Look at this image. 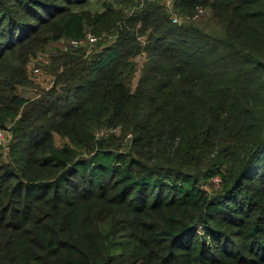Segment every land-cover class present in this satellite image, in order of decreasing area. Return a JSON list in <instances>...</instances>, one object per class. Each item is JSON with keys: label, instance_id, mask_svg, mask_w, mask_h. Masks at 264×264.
<instances>
[{"label": "trees", "instance_id": "obj_1", "mask_svg": "<svg viewBox=\"0 0 264 264\" xmlns=\"http://www.w3.org/2000/svg\"><path fill=\"white\" fill-rule=\"evenodd\" d=\"M89 2L0 0V264H264V0ZM197 5L222 32L172 21Z\"/></svg>", "mask_w": 264, "mask_h": 264}, {"label": "rangeland", "instance_id": "obj_2", "mask_svg": "<svg viewBox=\"0 0 264 264\" xmlns=\"http://www.w3.org/2000/svg\"><path fill=\"white\" fill-rule=\"evenodd\" d=\"M135 3H137V0H90V2L87 5H85L84 8L90 9L91 11L102 12L103 10H106L105 8H108V5L111 6L110 4H112L113 9H115L116 12H122L123 14H125L131 9V6L134 5ZM194 12L195 11H192L191 13L194 14ZM183 21H188L190 23H193L194 25L200 26L202 28L211 30L216 33L222 32L219 26L214 25V22L209 17V14L206 9L204 12L196 15L193 18H190L189 20L183 18ZM86 33H91V32L90 30H87ZM103 38H105V40L102 42L103 45L112 42L114 39L113 37H110L107 34H104ZM94 46L95 44L90 45L88 49H91ZM69 47H70V42L66 38L49 41L45 46V49L42 52L38 53L37 57L34 58L31 63L29 76L32 79V84L26 87H19L18 88L19 94L22 95L23 97L34 98L37 97L39 93H42L43 91H47V89H49L53 83V75L50 69L51 58L53 55L57 54L56 52L58 50H65ZM144 60H145V53L137 54L134 57V61L136 63V71L132 78L133 88L137 83L140 69ZM5 129L9 134L8 137L9 140L7 144H0V162L6 161L8 157L7 155L9 150L8 143L11 139V131L8 129V126ZM100 130L98 129L94 133H99ZM115 131H116L115 135L119 136L120 130L116 129ZM117 138L118 137H116V141ZM53 141L59 147L66 144L72 145L71 140L68 137L62 136L58 133L53 134ZM123 143L124 145H126L127 140L124 139ZM213 188L214 187L211 184H209L207 190L210 191Z\"/></svg>", "mask_w": 264, "mask_h": 264}, {"label": "built area", "instance_id": "obj_3", "mask_svg": "<svg viewBox=\"0 0 264 264\" xmlns=\"http://www.w3.org/2000/svg\"><path fill=\"white\" fill-rule=\"evenodd\" d=\"M166 2H167L168 7L171 8V6H172L171 0H166ZM204 11H205L204 7L197 5L195 7V12L192 15L191 14H185V15L180 16L178 13L172 12V21L173 22H180L183 20V18L186 20H189L190 18H193L196 15H198ZM96 40H97L96 35L91 34V33H87L85 35V38L79 39V40H71V43L74 45H83L86 43H94ZM103 133H105L104 130L99 131V134H103ZM8 137H9V134H8L7 130L5 128H0V144H7L8 140H9ZM209 184H211L214 188L219 187L221 184V177L218 174L211 176L209 178ZM209 184H205L204 187L206 189H208Z\"/></svg>", "mask_w": 264, "mask_h": 264}]
</instances>
